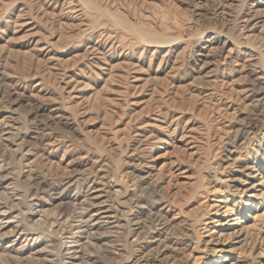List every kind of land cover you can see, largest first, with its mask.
<instances>
[{"label":"rangeland","instance_id":"rangeland-1","mask_svg":"<svg viewBox=\"0 0 264 264\" xmlns=\"http://www.w3.org/2000/svg\"><path fill=\"white\" fill-rule=\"evenodd\" d=\"M257 3L0 0V115L28 151L0 145V264H264Z\"/></svg>","mask_w":264,"mask_h":264},{"label":"bare ground","instance_id":"bare-ground-1","mask_svg":"<svg viewBox=\"0 0 264 264\" xmlns=\"http://www.w3.org/2000/svg\"><path fill=\"white\" fill-rule=\"evenodd\" d=\"M261 1L262 0H257L258 3L256 4V7H257V5L259 3H261ZM257 13L261 14L260 11H258ZM254 17H256L255 14H254ZM250 21L251 20H249V22ZM261 30L264 31V27ZM202 49H205V47H203ZM243 50H245V53L246 54H251V53H254L255 52V49L252 46H249V45H246L243 48ZM205 57H206V55L204 56V58ZM249 65L251 66L252 64L250 63ZM250 70H252L254 72V68L253 69L251 68ZM1 116L2 115H0V145L1 146H4V147H12V146L14 147L15 146L16 147L17 155L20 158L25 157L27 155V152L28 151L26 150V148H25L24 145H21V142H23V140H24V135L22 134V132L20 131V129L16 125H13V124L10 125L8 123V120L11 119V116H9V117H2V118H1ZM171 164H174V165H170V168H169L170 171H168V172H170L169 173L170 176H173L175 174V172L179 171V169L176 168L177 167L176 163H171ZM131 166H133L132 169H134V171L136 172V176H135L136 177V180L138 182H140V183L147 182V181H149L150 179H152L155 176V170L156 169H155L154 162L152 163L150 161H144V162H139V163H137L135 165H131ZM28 173H29L28 171H23V175L26 176L27 178H29V174ZM155 182H158V184H159L160 183V179L159 178L156 179ZM107 192H108V186L99 185V186H94L93 189H92L91 199H90V205L94 209V212L92 214V218H93V220L95 221L96 224H104V225H108L109 224L110 225V224H114L116 222V220H117L116 213H114L112 211L113 205L111 203V200H110V198L108 196H106ZM155 217H158V218L160 217L161 218L162 216L160 214H157ZM158 218H157V220L160 219V218L159 219ZM232 220H233V222L230 223L229 226H235V225L238 224L237 222H234V219H231V221ZM131 224H132L133 230H135V231H139L141 229V227L143 226V222L142 221H135V222H132ZM238 226H239L238 229H235V230L232 229L233 231L231 233L227 234V237H229V238L231 237V239L234 240V242H233L234 244L240 243L243 240L242 236L244 234V226H241V225H238ZM154 233L155 234H153L151 237H149V242L152 245H154V244L161 245L162 243H160L159 238H158L159 237L158 236L159 235L158 234L159 231L154 232ZM161 241L163 242V240H161ZM213 241L215 242V244L216 243H220L219 242L220 240H218L217 238H214Z\"/></svg>","mask_w":264,"mask_h":264}]
</instances>
